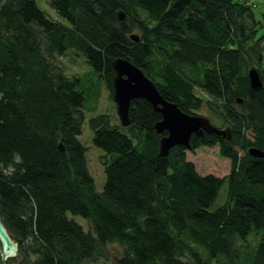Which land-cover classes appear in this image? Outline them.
I'll return each instance as SVG.
<instances>
[{
	"label": "trees",
	"instance_id": "obj_1",
	"mask_svg": "<svg viewBox=\"0 0 264 264\" xmlns=\"http://www.w3.org/2000/svg\"><path fill=\"white\" fill-rule=\"evenodd\" d=\"M46 1L68 24L49 19L35 0H0V215L22 240L21 263L90 264L116 244L115 264H241L243 256L245 264H264V155L247 152H264V32L258 36L254 1ZM69 48L111 95L116 57L140 67L184 112L203 104L198 88L230 137L192 134L190 149L175 145L159 156L161 115L133 99L128 126L102 113L88 119L93 143L110 155L96 190L79 139L81 78L58 65ZM250 67L262 87L249 85ZM215 146L230 162L224 175L199 172L186 157ZM224 184L225 203L210 210ZM252 229L260 240L242 254L236 242Z\"/></svg>",
	"mask_w": 264,
	"mask_h": 264
},
{
	"label": "rangeland",
	"instance_id": "obj_2",
	"mask_svg": "<svg viewBox=\"0 0 264 264\" xmlns=\"http://www.w3.org/2000/svg\"><path fill=\"white\" fill-rule=\"evenodd\" d=\"M254 1V0H253ZM38 7L44 11L45 15L53 20L60 21L68 24L65 19L60 18L53 8L49 6L46 0H35ZM246 0V4H247ZM255 6L253 11L255 17L260 21V26L258 27V36L264 32V1L255 0ZM58 65L63 69V71L68 76H79L81 78V84H79L85 94V101L83 104L84 112V121L82 124L81 134L79 139L84 145L87 159V166L94 178L95 188L98 191H101L103 184L105 182V165L104 161L109 160L110 155L105 153L100 147L96 146L93 143V132L89 127L88 119L98 113L107 114L111 124L120 123L117 111L116 104L112 98L110 90L104 84V82L99 79L98 74L92 69V67L87 63L84 56L73 48H69L66 52L58 56ZM262 72L264 75V56L262 59ZM197 96L202 99L201 106L198 109L193 110V114L202 115L209 119V121L219 127L225 128L224 119L217 116V107L214 106V109H211L208 105L207 95L203 93L198 88L194 90ZM216 112V113H215ZM123 132L128 134L127 129H122ZM186 157L192 160L195 163L196 168L199 172L207 173L213 172L216 175H224L229 171V160L223 158L218 153V148L215 147H201L195 150H186ZM227 199V185L224 184L218 193V196L214 202L210 205L209 209L214 210L215 208L223 205ZM70 217L75 218L81 225H83L85 230H91V225L89 222L82 218L79 215H69ZM93 231V230H92ZM261 237V231L257 229H252L247 236L246 240H237L236 245L240 247L242 254H251L253 252L255 245L259 242ZM250 246H249V244ZM251 248V249H250ZM248 252V253H247ZM120 254V248L118 245H108L107 246V258H99L97 261L90 264H115L111 258H114ZM11 264H22L19 256H15ZM183 260H189V257L186 255L182 257ZM247 261L246 257H242L241 264H245ZM1 264V261H0ZM210 264H216L212 261Z\"/></svg>",
	"mask_w": 264,
	"mask_h": 264
},
{
	"label": "water",
	"instance_id": "obj_3",
	"mask_svg": "<svg viewBox=\"0 0 264 264\" xmlns=\"http://www.w3.org/2000/svg\"><path fill=\"white\" fill-rule=\"evenodd\" d=\"M120 18L124 15L119 14ZM133 40L138 39L137 34H130ZM114 69L112 98L116 104V111L123 126L130 124L129 106L133 99L147 100L153 109L160 113L161 118L155 122L157 133L166 132L159 140V156H166L175 145H183L190 149L189 142L192 134L202 135L204 132L216 133L224 138L230 137L228 127L219 128L213 125L208 118L184 112L176 102L168 100L160 93L156 84L142 71L140 67L124 57H116L112 61ZM249 85L252 88L262 87V80L255 67L247 70ZM241 102V99H238ZM61 150L64 147L59 144ZM247 152L254 157H263L264 152L251 146ZM21 239L11 234L5 226L0 215V260L7 264V260L17 255Z\"/></svg>",
	"mask_w": 264,
	"mask_h": 264
},
{
	"label": "built area",
	"instance_id": "obj_4",
	"mask_svg": "<svg viewBox=\"0 0 264 264\" xmlns=\"http://www.w3.org/2000/svg\"><path fill=\"white\" fill-rule=\"evenodd\" d=\"M252 1H253V0H247L248 3H249V2L252 3ZM255 5H256V4H255V1H254V6H255Z\"/></svg>",
	"mask_w": 264,
	"mask_h": 264
},
{
	"label": "bare ground",
	"instance_id": "obj_5",
	"mask_svg": "<svg viewBox=\"0 0 264 264\" xmlns=\"http://www.w3.org/2000/svg\"><path fill=\"white\" fill-rule=\"evenodd\" d=\"M119 118V117H118ZM120 121V120H119ZM203 135V134H202ZM226 139H228V138H226Z\"/></svg>",
	"mask_w": 264,
	"mask_h": 264
},
{
	"label": "crops",
	"instance_id": "obj_6",
	"mask_svg": "<svg viewBox=\"0 0 264 264\" xmlns=\"http://www.w3.org/2000/svg\"><path fill=\"white\" fill-rule=\"evenodd\" d=\"M255 1V0H254ZM262 1H264V0H262Z\"/></svg>",
	"mask_w": 264,
	"mask_h": 264
}]
</instances>
